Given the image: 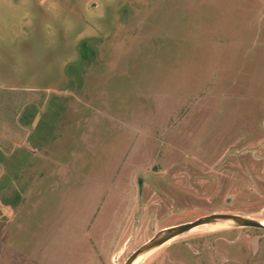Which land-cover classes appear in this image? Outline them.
Segmentation results:
<instances>
[{
	"label": "rangeland",
	"instance_id": "obj_1",
	"mask_svg": "<svg viewBox=\"0 0 264 264\" xmlns=\"http://www.w3.org/2000/svg\"><path fill=\"white\" fill-rule=\"evenodd\" d=\"M11 94L0 264H124L212 213L264 223V0H0ZM138 264H264V231L199 227Z\"/></svg>",
	"mask_w": 264,
	"mask_h": 264
},
{
	"label": "water",
	"instance_id": "obj_2",
	"mask_svg": "<svg viewBox=\"0 0 264 264\" xmlns=\"http://www.w3.org/2000/svg\"><path fill=\"white\" fill-rule=\"evenodd\" d=\"M217 222H224L226 225L233 227H251L264 230L263 222H259L248 217L230 213H212L200 217L193 222L183 223L159 231L153 238L135 250L127 258L124 264H138L146 255L158 249L170 240L180 237L194 228Z\"/></svg>",
	"mask_w": 264,
	"mask_h": 264
},
{
	"label": "crops",
	"instance_id": "obj_3",
	"mask_svg": "<svg viewBox=\"0 0 264 264\" xmlns=\"http://www.w3.org/2000/svg\"><path fill=\"white\" fill-rule=\"evenodd\" d=\"M21 102L22 99L14 94L5 97L0 95V149L20 146L21 133L24 132L19 124ZM36 131H43V129H34V132ZM2 156L1 153L0 157Z\"/></svg>",
	"mask_w": 264,
	"mask_h": 264
},
{
	"label": "trees",
	"instance_id": "obj_4",
	"mask_svg": "<svg viewBox=\"0 0 264 264\" xmlns=\"http://www.w3.org/2000/svg\"><path fill=\"white\" fill-rule=\"evenodd\" d=\"M79 53H80V56H81V58L83 59V60H85V59H87V57L89 56V49H88V46H87V44L85 43V42H82L81 44H80V46H79ZM61 117H63L62 115H61ZM62 121H63V119H62ZM61 127V126H60ZM63 127H64V125H63ZM62 129V128H61ZM65 129H62L59 133V136H58V140L55 142V145H60V143H62L63 141H64V135H65ZM62 145V144H61ZM53 148V145H45V146H41V147H39L38 148V150H35V152H34V154L35 153H37V154H39L38 153V151H41V149H44L45 151L49 148ZM63 148V147H62ZM49 151V150H48ZM50 152H52V151H50ZM47 155V154H46ZM46 155H44V158H47V159H49L50 160V156H46ZM51 161V160H50ZM33 163V162H32ZM31 163V158L28 160V161H26L24 164H26V165H30V164H32ZM36 183V182H35ZM34 184V183H33ZM34 186H35V184H34ZM31 192V190L28 192V193H30ZM28 196H29V194H28Z\"/></svg>",
	"mask_w": 264,
	"mask_h": 264
},
{
	"label": "bare ground",
	"instance_id": "obj_5",
	"mask_svg": "<svg viewBox=\"0 0 264 264\" xmlns=\"http://www.w3.org/2000/svg\"><path fill=\"white\" fill-rule=\"evenodd\" d=\"M224 226H226V223H224V222H217V223H212V224L204 225V226H200V227H210V228H216V227H218V228H220V227H224ZM197 228H199V227H197ZM197 228H194L192 230H195ZM134 264H136V263H134Z\"/></svg>",
	"mask_w": 264,
	"mask_h": 264
},
{
	"label": "flooded vegetation",
	"instance_id": "obj_6",
	"mask_svg": "<svg viewBox=\"0 0 264 264\" xmlns=\"http://www.w3.org/2000/svg\"><path fill=\"white\" fill-rule=\"evenodd\" d=\"M239 228H250V229H257V230H262V231H264L263 229L251 228V227H239Z\"/></svg>",
	"mask_w": 264,
	"mask_h": 264
}]
</instances>
